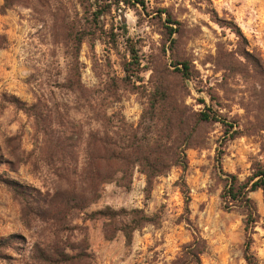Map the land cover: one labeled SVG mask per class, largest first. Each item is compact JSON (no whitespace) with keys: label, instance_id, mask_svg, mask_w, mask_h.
Wrapping results in <instances>:
<instances>
[{"label":"rangeland","instance_id":"1","mask_svg":"<svg viewBox=\"0 0 264 264\" xmlns=\"http://www.w3.org/2000/svg\"><path fill=\"white\" fill-rule=\"evenodd\" d=\"M14 1L17 4L4 9L5 0H0V175L6 174L44 194L52 189L53 176L39 155L41 137L33 128V118L6 103L4 96H15L27 106L39 102L45 116L69 114L75 121L90 123L91 114L82 110L77 94L65 88L69 74L75 71L73 46L66 42L65 23L72 22V31L77 33L92 20L76 0ZM165 10L181 24L173 38L177 40L176 54L188 61L197 75L187 82L186 105L203 109L198 99L209 104V94L214 93L219 95L222 106L215 108L224 117L245 116L239 103L249 96L243 93L246 83L237 77L225 84L219 57L223 52L248 51L264 58V0H146L145 8L133 5L114 9L102 20L107 33L114 31L117 44L113 46L110 38L102 36L82 46L78 65L82 84L95 90L111 79L124 77L122 66L129 60L127 38L136 43L145 67L141 77L147 86L153 68L166 65L174 70L172 53L164 54L165 47L171 46L164 28L166 14H160ZM236 57L241 60L238 54ZM142 93L125 92L109 114L121 111L128 122L138 124L146 102ZM16 135L21 136V149L25 151L21 158L27 162L11 168L9 162L15 160L10 156L7 140ZM221 137L222 127L216 124L204 147L187 151L188 171L173 168L166 177L159 178L149 199L144 192L145 176L138 172L129 191L114 183L105 185L102 199L89 212L106 207L144 209L149 215L161 211L162 219L159 225H148L136 232L130 246L122 234L112 241L106 240L103 220L83 223L76 219L74 224L87 228L92 264H171L182 246L191 241L193 229L208 243L202 264H247L245 216L240 211L224 210L223 179L228 173L244 181L251 175L254 158L264 164V152L259 139H236L227 144L219 165L217 149ZM181 178L186 182L185 188L180 185ZM183 192L190 197L189 212ZM250 197L259 214L251 252L259 264H264L263 194L258 191ZM34 225L32 229L25 226L20 205L7 188L0 186V239L14 235L23 239L19 248L4 251L0 264L32 263L35 245L50 239L44 224Z\"/></svg>","mask_w":264,"mask_h":264},{"label":"trees","instance_id":"2","mask_svg":"<svg viewBox=\"0 0 264 264\" xmlns=\"http://www.w3.org/2000/svg\"><path fill=\"white\" fill-rule=\"evenodd\" d=\"M15 4L14 0H5L4 9H10ZM76 4L92 21L77 33L72 31V22L65 23L68 33L66 42L73 46L72 57L75 61V71L69 74L65 88L77 94L82 110L91 114V122L75 121L69 114L45 116L39 102L27 106L15 96H4L6 103L33 118V128L41 137L40 158L53 176L52 189L43 194L10 179L6 174L0 175V186L7 188L20 205L25 226L32 229L39 222L47 227L50 239L47 243L35 245L31 264H92L87 228L74 224L76 219H81L83 223L103 220L105 239L112 241L122 234L129 246L136 232L148 225H159L161 211L149 215L144 209L115 210L106 207L92 212L89 209L102 199L103 188L107 184L114 183L129 191L136 172L145 176L144 192L146 199H149L159 178L166 177L173 168H179L184 173L188 171L187 151L204 147L216 124L222 127L217 149L219 165L222 164L227 144L236 139H259L261 152H264L262 56L244 51L235 54L223 52L219 57L225 84L229 85L237 77L246 83L247 90L243 93L249 96L239 103L245 110V116L224 117L215 108L222 106L219 95L214 93L209 94V104L204 99H198L203 109L195 110L186 105L185 97L188 95L187 82L195 80L197 75L190 63L176 54L177 40L173 38L181 24L165 10L160 14H166L164 28L171 46L165 47L164 54L167 51L172 53L171 64L175 69L170 70L166 65L153 68L147 86L141 77L145 67L136 43L127 38L129 60L122 66L124 77L111 79L99 89L91 90L81 82L78 65L82 46L102 36H107L111 39L110 44L116 45L117 36L113 30L110 33L104 30L102 19L122 6L145 8L146 0H76ZM237 34L242 36L239 30ZM161 67L164 68L160 70ZM140 91L145 94L146 102L138 124L128 122L121 111L109 114L125 92L138 94ZM21 141L19 135L7 140L10 156L15 160L9 162L11 168L27 162L21 158L25 153L21 149ZM225 176L221 193L223 208L228 212L240 211L245 216L244 258L247 264H259L251 252L259 214L250 195L261 191L264 201V164L254 158L251 175L244 181L235 174L225 173ZM180 185L186 187L183 178ZM184 194L186 211L189 212L190 197L187 192ZM186 222L191 225L189 218ZM22 243L23 239L17 235L0 239V259L5 257V250L17 249ZM207 250V241L193 229L191 241L182 246L171 264H202Z\"/></svg>","mask_w":264,"mask_h":264}]
</instances>
